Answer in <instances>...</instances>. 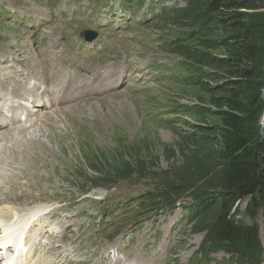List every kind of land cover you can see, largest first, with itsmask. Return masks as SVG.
<instances>
[{
	"label": "rangeland",
	"instance_id": "1",
	"mask_svg": "<svg viewBox=\"0 0 264 264\" xmlns=\"http://www.w3.org/2000/svg\"><path fill=\"white\" fill-rule=\"evenodd\" d=\"M253 3L251 8L239 9L242 17H238L236 12L231 10L228 14H220L217 10L211 9L208 11L211 8L209 0H201L198 7L204 9L209 20L197 36L199 38L198 43L192 47L183 44L165 46L164 49L178 52L180 59L186 60L188 63L191 59L194 60L193 58L202 61V64L198 66L201 69V75L197 84H165L166 89L176 94V102L185 101L195 107L188 117L182 115V118L190 120L189 122L172 125L147 120L141 117L139 109L138 116L134 121H130L125 128L117 129L110 123L103 128H95L86 124H90L88 117L85 118L86 123H84L79 122L80 117L77 119L75 116H71L68 119L75 124L70 125L69 130L71 132L67 131V135H65L59 125L50 123L51 119H41L30 132L22 133L23 140L20 145L22 148H26L27 153L24 154L19 150L16 155L17 162L24 169L26 179L38 186L39 179L32 168V163H34L38 174H43L41 177H49L55 173L57 166L52 160V156H54L57 160H67L72 164V171L64 172L61 181H64L71 188L73 194L84 190L87 184L93 183L92 180L103 182V175L92 170L91 166L94 165L111 175L130 171L133 172L130 176H136L137 172L142 170L148 172L144 177L162 176L168 178L165 179L164 183L172 181L173 184L171 188L167 189L168 192L166 193L168 194L195 191L194 189L197 188L203 191L207 189L209 190L208 193L201 195L198 200L200 207L196 218L189 227L181 231L180 239L176 248L173 249V254L181 256L187 250L195 248L201 237L206 234L207 228L209 226L214 227L220 218V200L211 202L208 198L212 196L209 195L211 193L217 195L214 184L216 185V178L219 175L217 171L222 170V164L217 162L215 155L211 153H214L216 147L219 149L223 142L216 136L215 128L222 126V121L216 113L228 109L223 100L228 93L225 88L229 86L228 82L231 79L235 78L240 81V88L243 91V95L240 94V96L245 99L246 104H249L246 107L249 112H253L254 109L250 101H253V98L258 99L259 108L253 112V115L256 116L254 125L259 127L260 121L264 117V0H255ZM193 10L191 7L182 12L188 16ZM178 16L179 14H174L154 20L145 25V28L157 30L165 26H172L173 23L177 24L185 17ZM241 24L246 25L247 30H239L237 26ZM0 26L2 29L13 32L4 23H1ZM235 28L236 30H233ZM235 35L238 36L237 40H240V43L239 41L236 42V39L234 43ZM243 43L253 45L255 47L254 52L245 50ZM223 44L229 46L226 47ZM230 71L235 72L237 76H232ZM243 71L250 72V76ZM127 94L122 91L113 97L117 95H119L118 97L128 96L129 94ZM98 98L99 96H94L89 99ZM107 99L104 98L102 102L105 103ZM88 103L87 101L86 104ZM157 103L169 104L167 101H157ZM143 104H146L145 98H138V101H135L136 108ZM97 105V109H101L99 102ZM205 105L209 108H203ZM67 114L70 115V112ZM51 121L55 122L56 120L52 119ZM201 123L204 126L199 127L198 124L201 125ZM190 129L196 133H201L203 138L204 136L206 139L209 138L206 141L202 139L197 145L200 147L196 150L198 151L197 154L206 158L202 164H199L198 160L195 159L196 156L187 150L188 141L183 136ZM258 131L257 134L255 133L257 137L260 136ZM64 135L65 138H63ZM197 147L190 144L189 150ZM180 152L183 154L181 155ZM26 160L31 164V167L26 166ZM191 164L195 167L192 168L199 171H204L208 167L211 170L214 167L216 169L213 170L214 172L206 173L208 179L189 184L188 186L192 189L187 190L186 183L190 180L182 176L174 177L173 174L189 175L188 167ZM194 169H192L191 175H196L197 171ZM241 206H244L243 202ZM261 232L264 234L263 229ZM222 243L235 246L227 240L222 241ZM241 245L242 242L237 244L238 249L243 248Z\"/></svg>",
	"mask_w": 264,
	"mask_h": 264
},
{
	"label": "trees",
	"instance_id": "2",
	"mask_svg": "<svg viewBox=\"0 0 264 264\" xmlns=\"http://www.w3.org/2000/svg\"><path fill=\"white\" fill-rule=\"evenodd\" d=\"M254 1L255 0H209V3L211 4V8H209V10H217L220 14H228L229 10H231L235 11L238 17H242V13H240L241 11H239V9L251 8L254 5ZM178 14L181 17L186 15L184 12H180ZM245 26L246 25L241 24L240 26L238 25L237 28L239 30H247ZM233 30H236V28ZM235 36L233 38L234 43L235 39L236 42L239 41L240 43V40H237L238 36ZM249 44L247 43L245 45V43H243L245 46H243V48H246L245 50L253 53L255 47ZM172 45H175V43H172ZM224 46L228 47L229 45ZM184 48L187 49V47ZM193 59L194 60H191L195 63L202 64V61L200 62L196 60V58ZM246 72L248 76H250V72L243 71V73ZM230 73H232V76H237L233 71H230ZM228 85L229 86L225 88L228 93L223 100L228 109L216 113L222 121V126L215 128L217 131L216 136H218L219 139H222L223 142L219 149L216 147L214 151L215 154L211 153L212 155H215L216 161L222 164V170L217 171V173H219L216 178L218 181L216 180V185L214 184L217 195L211 193L209 195L212 196L208 199H210L211 202L220 200L221 203V210L219 212L220 218L217 223L214 224V233L216 234L217 239L221 242L227 240L235 244L237 248H239L237 244L242 242V249L248 252L253 250L257 243L254 228L234 225L228 217V212L230 207L244 196H250L247 209L252 215L256 213L257 207L264 203V139L261 140L260 137L256 136L259 127L258 125H254L256 116L253 115V112L259 108V104H257L258 99L256 100L253 98V101H250L254 109L253 112H249V110L246 109L249 104H246L245 99H242V96H240V94L243 95V91L240 88V81L233 78L228 82ZM183 137L188 141L187 150L196 156L195 159L198 160L199 164H202L206 158L201 154H197L198 151L196 150L200 148L197 147V145H199V142H201L202 139L206 141L209 140V138L206 139L205 136L203 138L201 133H197L195 135H185ZM190 144H192V146H196L197 148L189 150ZM181 151L183 152L184 150ZM182 152H180L181 155L183 154ZM190 166L188 167L190 170L188 173L189 175L173 174L174 177L182 176L189 179L190 182L186 183L187 186L192 182L195 183L200 180L208 179V174L206 173L214 172L216 169V167H214L211 170L208 167L207 169H204V171H199L198 169H194L195 167L193 164ZM91 168L107 179L112 177L129 176L133 173L130 171H122L119 175H111L109 173H105L102 168H99L98 166L94 165L91 166ZM192 169L197 171L196 175H191L193 173ZM146 174H148L147 171L141 170L137 172V175H141V177ZM166 185L167 189L171 188L173 186L172 181H167ZM195 190L200 194L208 193L209 191L207 189L204 191L199 190V188ZM214 196L215 198H213Z\"/></svg>",
	"mask_w": 264,
	"mask_h": 264
},
{
	"label": "bare ground",
	"instance_id": "3",
	"mask_svg": "<svg viewBox=\"0 0 264 264\" xmlns=\"http://www.w3.org/2000/svg\"><path fill=\"white\" fill-rule=\"evenodd\" d=\"M119 92H122V91H119ZM119 95H117V96H115L116 98L118 97ZM127 96H121V97H118L117 99L118 100H122L123 98L125 99ZM97 102L98 101H96L94 104H95V106H94V108H98L97 106ZM100 104V103H99ZM59 117H60V119H59V123H61L62 124V126L64 127V130H65V132H64V134L65 135H67V131L68 132H71L70 130H69V128H70V125H74L75 123H72V121L70 120V119H68V118H66L63 114H59L58 115ZM51 122H54V121H51ZM77 126V125H76ZM2 127L0 126V129H1ZM96 128V127H95ZM69 134H71V133H69ZM44 140V139H43ZM43 142V141H42ZM41 144V143H40ZM42 145V144H41ZM8 228H10V224L8 225ZM5 235H7L9 232L8 231H5L4 230V232H3ZM4 262H8V261H4Z\"/></svg>",
	"mask_w": 264,
	"mask_h": 264
},
{
	"label": "built area",
	"instance_id": "4",
	"mask_svg": "<svg viewBox=\"0 0 264 264\" xmlns=\"http://www.w3.org/2000/svg\"><path fill=\"white\" fill-rule=\"evenodd\" d=\"M263 90V89H262ZM259 134H260V139H264V117L262 118V120L260 121V125H259Z\"/></svg>",
	"mask_w": 264,
	"mask_h": 264
}]
</instances>
